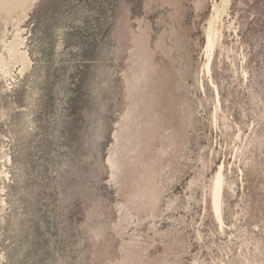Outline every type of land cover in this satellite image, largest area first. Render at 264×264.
I'll list each match as a JSON object with an SVG mask.
<instances>
[{"label":"rangeland","instance_id":"1","mask_svg":"<svg viewBox=\"0 0 264 264\" xmlns=\"http://www.w3.org/2000/svg\"><path fill=\"white\" fill-rule=\"evenodd\" d=\"M0 264H264V0H0Z\"/></svg>","mask_w":264,"mask_h":264},{"label":"bare ground","instance_id":"2","mask_svg":"<svg viewBox=\"0 0 264 264\" xmlns=\"http://www.w3.org/2000/svg\"><path fill=\"white\" fill-rule=\"evenodd\" d=\"M216 5V4H215ZM218 8V7H217ZM222 8V7H221ZM224 12V11H223ZM214 13V12H213ZM214 16V15H213ZM220 20V19H219ZM218 20V21H219ZM209 22V21H208ZM207 22V23H208ZM208 26V25H207ZM218 30V29H217ZM208 34V33H207ZM213 39H214V35L212 36H208V39H207V47L208 49H210L211 47H213ZM216 40V39H215ZM211 55V54H210ZM209 55V57H210ZM208 67V66H207ZM213 189H214V204H215V208H216V212L218 213V210H217V207H218V198H219V181L217 179V181L214 183V186H213ZM216 213V214H217ZM218 215V214H217Z\"/></svg>","mask_w":264,"mask_h":264},{"label":"flooded vegetation","instance_id":"3","mask_svg":"<svg viewBox=\"0 0 264 264\" xmlns=\"http://www.w3.org/2000/svg\"><path fill=\"white\" fill-rule=\"evenodd\" d=\"M217 179H218V181H219V198H218V207H217V210L219 211V201H220L221 187H222V179H221V175H220V174H218V175L216 176L214 183L217 181ZM213 186H214V185H213ZM213 201H214V189H213ZM213 204H214V202H213ZM214 208H215V204H214ZM215 211H216V208H215Z\"/></svg>","mask_w":264,"mask_h":264}]
</instances>
